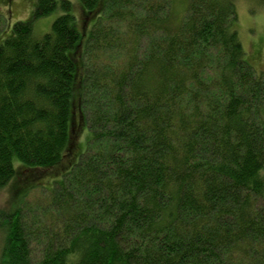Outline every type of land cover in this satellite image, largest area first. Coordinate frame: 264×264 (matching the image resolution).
<instances>
[{"label":"trees","instance_id":"obj_1","mask_svg":"<svg viewBox=\"0 0 264 264\" xmlns=\"http://www.w3.org/2000/svg\"><path fill=\"white\" fill-rule=\"evenodd\" d=\"M77 1L84 34L36 0L0 43V190L61 162L77 87L86 131L48 200L0 211V264H264V72L236 0Z\"/></svg>","mask_w":264,"mask_h":264},{"label":"rangeland","instance_id":"obj_2","mask_svg":"<svg viewBox=\"0 0 264 264\" xmlns=\"http://www.w3.org/2000/svg\"><path fill=\"white\" fill-rule=\"evenodd\" d=\"M71 3V15L75 17L76 28L84 34L95 22L93 17L88 24L84 22L81 5L77 0H68ZM36 0H0V43L11 34V27L17 21H31ZM237 32L246 54V61L256 71L264 72V5H256L250 0H236ZM181 6L175 7V14H179ZM61 14L59 10L50 16L35 21L33 31L35 36L41 37L50 31L51 23ZM4 23V24H2ZM7 26V27H6ZM6 29L4 30V28ZM4 30V31H3ZM82 43V42H81ZM84 43V42H83ZM80 45V44H79ZM74 63L79 67L80 54L76 50L71 54ZM81 74L79 73V78ZM75 98L72 101L70 145L61 162L55 167L40 170H30L16 166L13 180L0 190V211H8L11 207L17 206L21 196V202L28 205H37L38 202L48 200L49 191L54 183L60 180L61 176L69 170L75 162L79 148L83 144L85 148L86 139L83 117L79 110L80 93L76 88ZM85 139V142H84ZM27 205V206H28ZM1 248V240H0Z\"/></svg>","mask_w":264,"mask_h":264}]
</instances>
